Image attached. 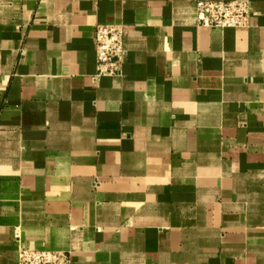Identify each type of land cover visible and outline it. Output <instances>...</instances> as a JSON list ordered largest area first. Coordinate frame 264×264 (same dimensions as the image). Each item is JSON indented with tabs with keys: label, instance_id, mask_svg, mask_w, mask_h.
<instances>
[{
	"label": "crops",
	"instance_id": "1",
	"mask_svg": "<svg viewBox=\"0 0 264 264\" xmlns=\"http://www.w3.org/2000/svg\"><path fill=\"white\" fill-rule=\"evenodd\" d=\"M245 1L210 29L197 3ZM122 26L118 77L95 32ZM264 264V0H0V264Z\"/></svg>",
	"mask_w": 264,
	"mask_h": 264
},
{
	"label": "built area",
	"instance_id": "2",
	"mask_svg": "<svg viewBox=\"0 0 264 264\" xmlns=\"http://www.w3.org/2000/svg\"><path fill=\"white\" fill-rule=\"evenodd\" d=\"M198 23L210 29H238L250 26V4L245 1L197 3ZM122 26L99 25L95 32L97 78L118 77L126 55ZM19 264H73L70 253L19 249Z\"/></svg>",
	"mask_w": 264,
	"mask_h": 264
}]
</instances>
